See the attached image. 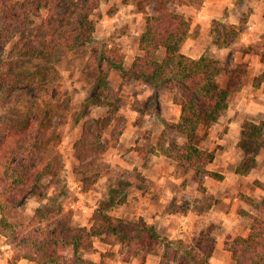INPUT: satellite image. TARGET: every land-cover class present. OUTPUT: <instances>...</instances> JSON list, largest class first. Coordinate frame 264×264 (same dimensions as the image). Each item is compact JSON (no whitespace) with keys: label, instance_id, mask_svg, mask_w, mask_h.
Listing matches in <instances>:
<instances>
[{"label":"trees","instance_id":"trees-1","mask_svg":"<svg viewBox=\"0 0 264 264\" xmlns=\"http://www.w3.org/2000/svg\"><path fill=\"white\" fill-rule=\"evenodd\" d=\"M102 1L105 0H0V89L18 90L19 99L32 96L36 99L41 93L40 84L33 80L39 77L41 82L42 73L25 74L36 69L35 66L29 68L27 60L39 55L49 56L59 49L71 56L80 53L84 45L93 40L94 27L90 17ZM132 1L139 12L150 4L161 6L163 2H171ZM244 2L234 1V6ZM188 31L189 24L181 16L158 10L145 20L138 39L140 54L129 69H124L121 61L107 58L105 54L102 58L107 59V67L118 71L122 79L129 77L152 86L156 111L160 109L159 91L174 92L172 101L180 107L179 120L176 123L162 120L163 129L156 143L137 152L143 166L151 156H163L191 172L198 190L203 191L202 183L206 178L221 181L223 176L207 170L214 154L194 144L197 131L201 127L209 128L224 116L230 95L247 84V74L245 64L232 60L221 63L206 56L192 59L182 54L180 47ZM210 33L213 47L226 48L230 39L240 35L241 29L239 25L225 24L222 18L213 22ZM8 46L11 48L6 52ZM159 53L162 54L160 59L157 58ZM100 67L94 89L82 101L78 119H83L90 107L106 106L111 112L83 125L81 135L73 145L74 160L81 170H88L102 159L107 150L102 135L113 124L115 105L109 101L107 74ZM223 76L225 83L220 86L218 77ZM259 83L260 80L254 86L259 87ZM4 106H7L6 102ZM42 115L43 112L37 110L31 115L25 114L0 132V226L4 237L10 240L9 244L19 249L12 256V264L21 260L33 264H92L79 256V250L94 236H102L108 244H113L111 239H117L121 251L131 249L124 260L136 257L144 250H158L161 252L159 264H169L180 254L187 264H210L215 245L211 236L215 229L213 225H208L191 245L185 246L179 241L160 237L154 226L143 219L128 229L112 218L109 215L112 208L126 200L125 186L121 182L108 186L106 208L95 211L100 217L93 222L91 231L79 230L80 233L75 234L61 215L65 201L63 193H56V189L50 196L48 193L50 187L46 180L49 178L53 180L51 184L56 185L63 164L53 143L55 127ZM3 125L0 117V129ZM173 134L186 141L181 144L171 142ZM119 135L120 131L112 132L113 144L118 142ZM236 148L241 158L235 173L245 176L254 168L256 157L264 148V119L257 123H242ZM84 184L82 180V186ZM30 195L46 202L27 216L21 209ZM250 206L259 216L250 217L248 235L235 237L223 245L232 264H264V197L250 202Z\"/></svg>","mask_w":264,"mask_h":264},{"label":"rangeland","instance_id":"rangeland-1","mask_svg":"<svg viewBox=\"0 0 264 264\" xmlns=\"http://www.w3.org/2000/svg\"><path fill=\"white\" fill-rule=\"evenodd\" d=\"M169 1L171 2L161 3V6L157 3L147 5L143 12L138 11L137 6L134 4L135 1L132 0L102 1L98 9H96L90 17L94 27V33L92 36L93 40L84 45L80 53H77L75 56H71L65 50L59 49L52 52L49 56L47 55L41 57L39 55L27 60L30 62L27 66L29 68L35 66L36 69L26 71L25 74L42 73L41 82L39 77L33 80V83H36L37 85L40 84L39 89L41 93H39L36 99H34L33 96L30 99H19L18 90H10L5 87L0 89V117H2L4 123L0 129L1 133L6 130L8 125H10V122H17L20 119L19 117L25 114L31 115L32 113H35L36 110L42 111V117L47 119L53 128L55 127L53 143L56 145L61 155L63 168L60 172L56 185L53 186L51 184L53 180L49 178L46 180V185L50 187L48 192L49 196L55 189L56 193H63L65 201L63 203L61 215L64 222H68L71 228L74 229L75 234H79V230L84 233L91 231L93 222L100 217V214H96L95 211L100 208H106V192L108 186L121 182V184L125 186L126 200L127 198L131 201L134 200L131 196L132 191H134V179L138 177V175L140 176L141 172H139L138 169H132L130 171L125 170L121 168L119 164L115 163H118V160H124L125 158L134 161V156L129 155V152H133L132 155H136L141 159L137 150H145V147L151 142L153 143L154 140L156 143L160 134L154 139L152 133L155 131L156 127H154V124L150 126L151 123L148 118L147 121L149 122L147 124L145 120L148 112H154V116H160V109L157 111L155 109V100L153 96L154 90L152 86L129 77L122 79V76L118 71L110 70L107 67V59H103L102 55L105 54L107 58L110 57L111 59L121 61L124 69H129L134 58L140 54L138 51V39L144 30L145 20L149 15H155L158 10H162V12L174 14L176 16H181L188 22L190 28L189 18L177 13L173 6L174 4L181 6L185 3L184 1H189L190 3L192 2V5L198 6L202 0ZM224 1H230L231 4L230 10H226L222 16L225 24L232 25L229 22H226V18L231 14H240V20L242 23L238 25L240 26L242 33L245 30H250V27L248 28L246 25L248 15L251 12V7L248 6V3L251 1L264 0H245V2L240 6H234V1L237 0ZM213 22L211 23V26ZM133 23L134 28L131 26ZM211 26L208 37L211 38L210 46L212 47V34L210 33ZM196 28L197 27H194V31L192 32L193 34L197 33ZM139 30L141 31L140 34L138 37H135L134 33ZM239 36L237 38L230 39L229 45L235 44ZM10 48L11 46H8L6 52H8ZM261 51V59L264 61V43L263 50ZM161 55L162 54L159 53L157 58L160 59L162 57ZM206 57L211 56L207 55ZM231 60L232 55L229 52L228 55L221 59V63L230 62ZM245 65L248 79L247 64ZM98 67L102 68L107 74L108 97L109 101L115 105V112L112 114L113 124L110 128L105 130L102 135V141L107 144L105 154L99 162H95L88 170H81L77 162L74 160L73 145L80 137L83 125L91 119L104 117L106 114L111 112V108L106 106L90 107L86 111L85 117L83 119H78L82 101L85 99L86 95L94 89V81L100 74ZM249 73L252 75L251 72ZM253 73L254 74L252 75L250 84L256 89L254 84L259 80V86L262 83L264 84V67ZM218 78V84L223 86L225 83L224 76ZM26 79L29 82L28 78ZM23 82L26 83V81ZM19 83V85H23L22 82ZM173 93L174 92L170 90H160L159 96L161 94H166L173 98ZM232 94L234 95L235 93ZM5 102L7 103V106H4ZM255 119L259 121L263 120L264 115L255 116ZM155 121H158L157 118ZM128 122V128L130 129L134 128V126H137L138 124H142L144 127L137 130L131 147L130 143H127L130 139L127 141L123 140L122 142L124 131L126 130V124ZM157 123H159V121ZM114 124L115 127L113 126ZM212 126L209 128L201 127V138H199V135V137L196 136L194 139L195 145L197 143H203L204 146H209L206 136ZM119 131L120 135L118 136V142L113 144L112 132L117 134ZM178 137L181 136L173 134L170 137V141L180 144V142L183 141L182 139H185L184 137H181V139L178 140ZM200 139L201 141H199ZM127 155H129V157H126ZM259 155L262 157L258 161L257 166L262 168L264 175V148L261 150ZM110 163H112V165H110ZM144 167L145 166L142 168ZM178 172L182 173L183 171L179 168ZM82 180L85 181V186H82ZM88 184L90 186H87ZM252 184L259 189L264 187V184L258 180H255ZM257 199L253 198L254 201ZM242 200L246 203L252 202L248 197L242 198ZM45 202V200L38 199L34 195H30L25 204L22 206L21 211L24 215L31 216L35 209L40 207V205ZM125 202L120 206L112 208L109 215L115 220L122 222L124 227L132 229L136 226L135 224L139 223V219L141 218H136L135 216H131V218L120 217V213L118 211H120L121 208L123 209ZM133 207V203L128 205L126 212H129ZM251 209L254 212V215L248 214V217L259 216L253 207H251ZM240 212L241 211H239V213ZM240 215L246 219L248 218L247 216H244V213H241ZM250 224L251 221H249L246 226L248 232ZM219 229L220 228L217 226V228L212 231L211 236L213 240L215 239L214 236L219 234ZM92 239L93 237L90 238V243L86 247L79 250V256L86 257V259L84 258L85 260H87L88 257H95L97 259L95 262H92L88 258L87 261H90L92 264H105L104 260L106 257L114 259L110 262V264H115L119 260L124 262L132 259L129 257L128 260H124L128 257V252L131 253L132 250L125 249L121 251L117 239H111L113 244L104 242V238L102 236L98 237L97 240ZM92 241L97 242H94L95 244H93ZM193 242L194 241H192V243ZM9 243L10 240L4 237L0 226V264H12L11 259L13 254L19 252V249L17 250L13 248ZM100 245L109 246V248H104L105 251L102 252ZM94 246L96 248H94ZM4 249L5 252L12 251L10 258L6 257ZM92 251H94V255H92ZM147 252L156 255L159 259L158 262L160 263L161 252L158 250H144L136 254V257L139 256V259L143 258ZM216 256L217 261L214 262V264H232L231 261L227 259L226 256H222L221 253L216 254ZM27 263H29V261ZM169 264H187V261L184 259L183 255L180 254L177 256L176 260H173Z\"/></svg>","mask_w":264,"mask_h":264},{"label":"crops","instance_id":"crops-1","mask_svg":"<svg viewBox=\"0 0 264 264\" xmlns=\"http://www.w3.org/2000/svg\"><path fill=\"white\" fill-rule=\"evenodd\" d=\"M184 2L181 6L178 4L173 6L177 13L190 20L188 36L180 47L182 54L192 59L210 55L222 62L221 59L230 52L234 63L247 64V84L239 92L232 94L226 113L209 129L206 136L209 146H204L203 143L196 144L202 150L213 152L214 159L206 168L222 175L223 179L217 181L206 178L202 183L204 190L199 191L198 185L192 180V173L167 158L151 156L145 167L142 168L143 160L132 155L133 152H129V155L134 156V161L125 158L118 160V163L115 164H119L121 168L128 171L138 169L141 174L138 175L139 178L134 179V191L131 195L134 200L131 201L127 198L123 209L120 207L118 212L120 217L135 216L143 219L147 224L154 226L160 237L179 241L185 246L191 245L192 241L204 232L208 225H213L215 228L218 226L220 232L214 236V250L209 259V263L214 264L217 261L216 254L221 253L222 256L229 259L228 252L223 250L224 243L238 236L246 237L248 234L246 226L251 221V216L248 217V214L254 215V212L250 207V202L246 203L242 198L248 197L254 201L253 198L259 200L264 197V189L262 187L259 189L252 184L255 180L264 184L262 168L257 166L261 155L256 157L255 167L247 175L242 176L235 173V168L241 158V154L236 148L241 125L244 121L257 123L259 120H256L255 116L264 115V84L262 83L256 89L250 84L253 72L264 67V61L261 59L264 43V1L248 3L251 12L246 25L248 28L250 27L251 31L245 30L240 33L237 42L226 48L211 47V38L208 37V33L211 23L222 18L226 10H230V1L202 0L198 6L192 5V2L189 1ZM226 22L238 25L240 14H231L226 18ZM131 26L134 28V23ZM194 27H197L198 34L192 33ZM140 32L139 30L134 33V36L138 37ZM159 98L160 116H154V112H148L145 120L146 124L150 121V126L154 124L156 127L152 133L154 139L163 129L162 120L176 123L180 115V107L172 102V97L161 94ZM156 118L159 123L155 121ZM128 125L129 122L126 124V130ZM140 128H144L142 124L125 130L122 142L130 139L127 143H130L131 147L135 134ZM200 130L201 128L196 134V136H200H198L199 138H201L202 132ZM177 139L180 140L181 137ZM182 140L180 144L186 141ZM179 168L183 171L182 173L178 172ZM131 203L134 204V207L126 212L127 206ZM239 211L241 212L239 213ZM241 213H244V216L249 219L241 216ZM97 238L94 236L92 240H97ZM94 242L97 241H92L93 244H95ZM94 248L96 247L94 246ZM100 248L103 252L104 248L107 249L109 246L100 245ZM94 251L91 252L92 255H94ZM4 253L6 257L10 258L12 251L5 252L4 249ZM82 257L86 259V257ZM88 258L92 262L97 260L95 257ZM113 260L106 257L104 262L110 264ZM158 260L156 255L147 252L143 258L133 257L124 262L119 260L115 264H159ZM27 262L21 260L15 264H31V262Z\"/></svg>","mask_w":264,"mask_h":264}]
</instances>
